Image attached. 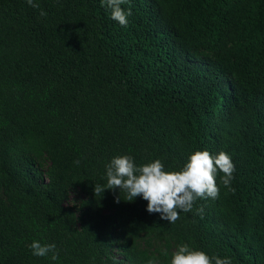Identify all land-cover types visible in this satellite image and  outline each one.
Wrapping results in <instances>:
<instances>
[{"label": "trees", "instance_id": "1", "mask_svg": "<svg viewBox=\"0 0 264 264\" xmlns=\"http://www.w3.org/2000/svg\"><path fill=\"white\" fill-rule=\"evenodd\" d=\"M34 2L0 0V264H171L182 244L264 264V0H125L126 26L106 0ZM204 150L234 191L217 169L174 223L94 192L114 157L179 172Z\"/></svg>", "mask_w": 264, "mask_h": 264}, {"label": "clouds", "instance_id": "2", "mask_svg": "<svg viewBox=\"0 0 264 264\" xmlns=\"http://www.w3.org/2000/svg\"><path fill=\"white\" fill-rule=\"evenodd\" d=\"M30 7L40 8L34 0H27ZM125 0H106L107 8L111 10V19L117 21L121 26L128 23L127 17L131 15V10L127 12L121 7ZM104 0H102V6ZM41 16L47 13L41 9ZM108 182L106 187L94 186L97 195L104 193L106 189L115 190L119 188L126 193L127 201H132L138 196L148 201L147 211L149 213H159L161 219L174 223L179 218V212H189L193 208L197 198H217L219 189L217 187L215 175L217 169L224 173L221 183L231 188L233 173L235 171L231 157L220 152L215 157L207 150L196 151L189 157V162L179 172H169L164 169L161 160L143 166H135L131 156H117L106 165ZM121 197H117L119 202ZM198 212L202 213L203 209ZM32 254L38 257H46L52 253L51 259L56 260L58 253L55 244L42 245L39 241H33L30 245ZM231 264L228 257L219 256L210 258L201 250L190 249L188 244L179 246V250L173 254L171 264ZM148 264H154L149 260Z\"/></svg>", "mask_w": 264, "mask_h": 264}, {"label": "rangeland", "instance_id": "3", "mask_svg": "<svg viewBox=\"0 0 264 264\" xmlns=\"http://www.w3.org/2000/svg\"><path fill=\"white\" fill-rule=\"evenodd\" d=\"M76 193L74 192H71L70 193V196H69V199L67 200L68 203H71V201H73L74 199H76Z\"/></svg>", "mask_w": 264, "mask_h": 264}]
</instances>
